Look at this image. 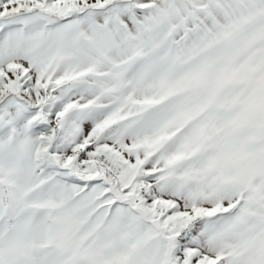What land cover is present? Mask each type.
<instances>
[{
  "label": "snow or ice",
  "instance_id": "6c2138e0",
  "mask_svg": "<svg viewBox=\"0 0 264 264\" xmlns=\"http://www.w3.org/2000/svg\"><path fill=\"white\" fill-rule=\"evenodd\" d=\"M0 264H264V0H0Z\"/></svg>",
  "mask_w": 264,
  "mask_h": 264
}]
</instances>
